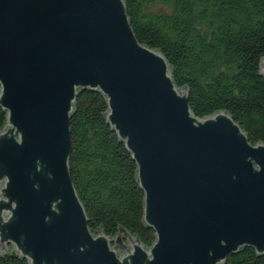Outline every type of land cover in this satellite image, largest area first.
I'll return each mask as SVG.
<instances>
[{"label":"water","instance_id":"water-1","mask_svg":"<svg viewBox=\"0 0 264 264\" xmlns=\"http://www.w3.org/2000/svg\"><path fill=\"white\" fill-rule=\"evenodd\" d=\"M84 90L105 96L106 120L136 162L150 245L88 225L69 167L70 116ZM0 106L1 252L29 264L264 254V143L227 111L194 114L163 53L137 40L125 0H0Z\"/></svg>","mask_w":264,"mask_h":264},{"label":"trees","instance_id":"trees-1","mask_svg":"<svg viewBox=\"0 0 264 264\" xmlns=\"http://www.w3.org/2000/svg\"><path fill=\"white\" fill-rule=\"evenodd\" d=\"M137 40L159 49L188 103L203 117L227 111L251 143H264V0H125ZM100 91L84 90L70 116L71 180L92 232L127 231L150 245L154 231L143 221L144 193L137 165L106 120ZM6 111L0 106V127ZM0 264H29L10 250ZM225 264H264V254L244 247Z\"/></svg>","mask_w":264,"mask_h":264},{"label":"rangeland","instance_id":"rangeland-1","mask_svg":"<svg viewBox=\"0 0 264 264\" xmlns=\"http://www.w3.org/2000/svg\"><path fill=\"white\" fill-rule=\"evenodd\" d=\"M125 242L128 243V241L125 239ZM120 252H122V250H120Z\"/></svg>","mask_w":264,"mask_h":264}]
</instances>
